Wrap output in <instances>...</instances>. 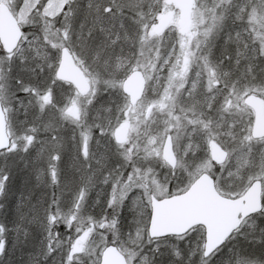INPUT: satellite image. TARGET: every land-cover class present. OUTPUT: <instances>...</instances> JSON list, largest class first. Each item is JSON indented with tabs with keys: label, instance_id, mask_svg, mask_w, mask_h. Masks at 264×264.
<instances>
[{
	"label": "snow or ice",
	"instance_id": "obj_1",
	"mask_svg": "<svg viewBox=\"0 0 264 264\" xmlns=\"http://www.w3.org/2000/svg\"><path fill=\"white\" fill-rule=\"evenodd\" d=\"M0 264H264V0H0Z\"/></svg>",
	"mask_w": 264,
	"mask_h": 264
}]
</instances>
